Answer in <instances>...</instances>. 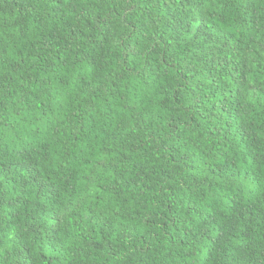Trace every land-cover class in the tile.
Returning a JSON list of instances; mask_svg holds the SVG:
<instances>
[{"label":"trees","instance_id":"1","mask_svg":"<svg viewBox=\"0 0 264 264\" xmlns=\"http://www.w3.org/2000/svg\"><path fill=\"white\" fill-rule=\"evenodd\" d=\"M0 264H264V0H0Z\"/></svg>","mask_w":264,"mask_h":264}]
</instances>
